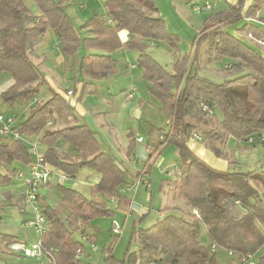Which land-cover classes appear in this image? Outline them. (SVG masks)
<instances>
[{"label":"trees","instance_id":"16d2710c","mask_svg":"<svg viewBox=\"0 0 264 264\" xmlns=\"http://www.w3.org/2000/svg\"><path fill=\"white\" fill-rule=\"evenodd\" d=\"M32 1L37 12L31 11L23 0H0V87H4L0 104L12 107L21 101L29 103L39 93L45 78L31 56L48 30L60 52L71 57L72 65L89 74L113 73L117 60L112 53L119 48L135 50L141 78L147 83L148 93L159 101L168 122L167 130L151 126L149 136L157 130L162 136L156 143L158 146L173 144L178 149L181 164L173 190L187 207L184 214L167 213L150 227L134 228L133 235L141 244L140 251L146 254L145 261L148 264H212L215 252L210 251L211 245L231 251L233 263L246 254H256L264 246L261 229L264 225V170L216 169L196 156L186 142L197 133L210 148L215 143H225L230 137L238 141L252 139L251 147L264 146L260 138V133H264V57L257 47L229 32L231 26L243 19L238 31L264 41V19L256 16L264 0L225 4L213 11L199 28L196 40L206 42L208 60L225 59L224 68L229 66L236 73L240 72L221 83L195 72L189 54L180 56L171 70L153 57L150 43L164 39L174 46V36L164 31L158 9L149 0H105L104 13L93 14L79 27L86 32L82 38L66 11L65 3L69 0ZM121 30L128 34L124 42L118 35ZM81 42L87 50L95 52L79 57ZM83 85L85 93H96L95 84L84 82ZM202 105L210 110H204ZM54 109L64 116L73 115L67 100L52 91L46 101L33 105L25 119L16 125L25 138L37 139L45 162L53 170L71 178L83 169L100 175L98 182L89 186L90 198L73 188L56 185L60 201L68 210L65 218L41 198L47 220L42 247L51 249L52 264H81L76 251L84 252L85 243L75 239L73 234L76 231L85 234L81 226L89 225L97 217L113 214L105 201L94 196L102 193L119 202L127 170L116 156L100 149L96 133L86 124L45 130ZM127 139L126 154L130 156L136 144L132 129ZM59 140L75 148L77 155L71 157L56 151L54 145ZM30 159L23 142L0 141V166L4 168L0 173V187L12 185L14 176L27 169ZM5 189L2 193L8 198L11 190ZM17 199L22 200V196ZM238 205L245 208L244 213H237ZM199 223L204 225L209 247L198 240ZM85 235L88 241L94 240L93 234ZM6 241L13 239L8 237ZM102 250L104 264H125L124 259L112 254L111 244L103 246ZM256 264H264V252L257 257Z\"/></svg>","mask_w":264,"mask_h":264},{"label":"rangeland","instance_id":"374dc122","mask_svg":"<svg viewBox=\"0 0 264 264\" xmlns=\"http://www.w3.org/2000/svg\"><path fill=\"white\" fill-rule=\"evenodd\" d=\"M149 1L158 9V15L163 20L164 31L168 35L174 36V40H172L174 46L169 45L164 39L157 43H150L151 54L159 63L165 66L168 70H171L173 64L179 60L180 56L189 54V62L193 63V70L213 82L221 83L226 79L233 78L240 74V72L236 73L230 68H224V64L227 63V60L225 59L221 61H209L206 42H198L196 40L199 28L210 16L212 13L211 11H213L215 7V10L217 9V3L219 0ZM23 2L31 11L37 12V8L32 0H23ZM215 3V7H211L209 10L203 12H195L192 9L194 5L201 7L206 4L214 5ZM99 7H101V5H99L98 0H75L73 6L70 4L66 5V10L72 18L75 28L79 32L81 38L85 36V31L81 30L79 27L92 15L94 9H97V13H100L101 8ZM259 17H264V5L259 11ZM231 29L232 26L229 28V32ZM237 35L244 41H248L253 47L259 48L264 57L263 47L255 44L253 39L242 32H237ZM154 44L157 45L154 46ZM37 48L36 53H38V59L36 58V54H33L31 59L39 66V69L45 77V82L39 87V93L34 99H31L30 102L26 104L22 101L17 102L12 107L4 103L0 104V111H8L9 114L16 116L17 121L24 120L33 105L41 104L51 96L48 84H51L59 91L65 92L66 89L69 88L71 90V88H73L74 80L76 79L75 77L81 80V76H84L79 71L75 72L73 70L71 58L60 52L56 45V40L50 30L46 31ZM87 52L88 51L81 42L78 49V56ZM124 54V56H120L119 53H115L120 65L122 64V61L125 63L130 62V65L136 62V51L130 50L124 52ZM43 56H45V59L42 62L41 57ZM85 77H87V75H85ZM91 80L99 83L101 89H103L102 86L105 87V91L102 92L104 94L103 100L106 99V102L104 103L108 104V100H110L111 103L108 104L106 108L103 107V109L110 107L111 111L108 117L101 116L97 119L94 118L91 113L93 111L92 109L97 107L95 104L98 101H95L96 97L86 96L80 104L81 110L84 114L81 116L79 115L80 112L78 113V111L75 110V115L79 117L78 123L87 124L94 129L100 142V149L116 156L121 166L127 169V173L125 175L126 183L121 188L124 198L119 204L116 200L111 199L102 193L96 195L97 199L107 203L113 214L111 216L97 217L90 223V225L81 228V231L94 234V245L96 246V250L91 249L89 244L85 243L86 252L79 256L83 264H104L105 254L102 253V247L111 244L112 254L118 259H124L125 264H148L145 261L146 254L140 251L141 244L138 238L133 235V230L134 228L138 230L139 228L145 229L150 227L161 218V214L164 216L167 213H175L177 215L186 213L187 207L184 204V201L179 199L173 190L176 169H179L181 164L180 156L178 150L173 145H165L162 147V151H157L152 155L154 144L149 143L150 125L167 130L168 124H166L165 116L160 110L159 101L147 92V83L141 78L138 66L131 70L127 69V72L122 76L111 77L107 75ZM131 85H134L137 88V92L134 93L132 98L127 99L126 94ZM124 88H126V90L122 91ZM72 94L73 97H75L74 93ZM113 98L115 99L112 100ZM49 120L51 125L46 126L47 131H51L52 129L64 125H74L78 121L68 116L62 117L57 112L51 113ZM58 121L61 122L58 124ZM129 128L134 129V131L138 132V135L143 138V141H139L140 143H138V146L136 147L135 159L128 158L126 154V143L128 144L126 133ZM151 136L155 139H162V136H159L157 131L153 132ZM234 143L235 141L231 139L225 146L223 143L218 142L210 148L206 145L204 140L189 139L188 141V145L191 147L192 151L213 167L228 169L230 171H246L253 167H261L264 170L263 145H257L253 153H241L238 148H233L234 146L232 147ZM61 144L73 148L68 143L59 140L55 143L54 148L60 154H65L61 152L63 149L59 148ZM240 144L245 143L240 142ZM247 158L251 165L258 166L245 168L246 166L242 164V162ZM227 160L237 161V164L235 165L231 163L228 167L227 163L225 165V161ZM3 172L4 168L0 166V173ZM13 181V184L10 186L0 187V218L6 220V222L0 221V230L10 232L14 231L11 222L12 212L14 210L17 211L19 208L2 202L5 201L2 192L7 190L5 188H14L13 190L14 192H17L16 195L18 198L20 195V190L17 185L19 183L18 178L14 176ZM77 182L78 180L76 179L67 178L63 180L62 185L66 187L69 186L70 188L71 185L77 187ZM147 182L149 183V186L146 185ZM56 183L57 179L52 175V189L48 193L50 195H48L47 192H45V194H47L52 201L51 205L56 212L62 218H65L68 210L60 202L59 196L56 195ZM79 192L86 193L85 187L80 188ZM86 194V197L90 198L89 188L88 193ZM19 206H21L20 203ZM128 208L132 211V213L130 212V216L125 214V212L128 211ZM236 210L238 214L245 212V208L240 205L236 206ZM27 211L29 212L30 210ZM27 214L29 215V213ZM7 218L9 220H7ZM112 223L119 227L118 232L113 231ZM198 225V240L209 247L210 243L204 225L202 223H199ZM18 229L23 233L25 231L28 232L30 234L29 238L35 240V242L37 241L38 233L33 229H27L24 227ZM261 229L264 231V225L261 226ZM80 236V231H76L73 234L75 239H80ZM30 244L31 243H28V246H30ZM263 252L264 246L254 254V259H257V257ZM211 255L212 254L209 255V258L212 257ZM9 256L11 262L16 260L15 255ZM214 256L215 263L212 264H233V256L228 255L225 250L217 249ZM10 261L3 262L9 263Z\"/></svg>","mask_w":264,"mask_h":264},{"label":"crops","instance_id":"0c3cea01","mask_svg":"<svg viewBox=\"0 0 264 264\" xmlns=\"http://www.w3.org/2000/svg\"><path fill=\"white\" fill-rule=\"evenodd\" d=\"M78 1V0H77ZM104 1L105 0H98V2H99V5H101V7H99V8H101V12L100 13H97L98 11H97V9H94L92 12V15L93 14H95V13H97V14H102V13H104V7H103V3H104ZM236 1L237 0H219L218 1V3H217V9L215 10V8H214V10L213 11H217V10H219L220 8H222L223 6H225V4H231V5H234L235 3H236ZM74 2H75V0H69L68 2H66L65 3V8H66V5L67 4H70L71 6H73L74 5ZM261 7L262 6H260L258 9H257V13H256V16H258L259 17V11H260V9H261ZM67 11V10H66ZM213 11H211V12H213ZM73 12H74V10H73ZM67 13H68V11H67ZM69 14V13H68ZM91 15V16H92ZM158 15V14H157ZM70 16V15H69ZM263 19H264V17H263ZM244 23V20L242 19V20H240L238 23H236L235 25H233L232 26V29H231V31H230V33L232 34V35H234L235 37H237V38H239V39H241L242 41H244L240 36H238L237 35V32H239L240 33V31H238V29L240 28V26L242 25ZM85 31V30H84ZM85 34H86V32H85ZM45 35V34H44ZM44 35L41 37V39L44 37ZM118 35H119V38H120V40L122 41V42H124V41H126L127 40V38H128V34H127V32L126 31H124V30H121V31H119V33H118ZM244 42H246L247 44H249L250 46H252L248 41H244ZM41 43V40H40V42H39V44ZM38 44V45H39ZM37 45V46H38ZM155 45H157V44H154V46ZM256 48V47H255ZM36 49H38L37 47H36ZM36 49H35V52H34V54H36L37 56H36V58L38 59V53H36L37 51H36ZM259 52H260V50H259V48H256ZM87 50V49H86ZM131 50H133V49H131ZM88 52H95V50H87ZM122 51H124V52H126V51H130V50H124V49H122V48H119V49H117V50H115L113 53H112V55H113V57L117 60V64H116V67H115V69H114V71H113V73H111V74H109L108 76H111V77H117V76H122L123 74H125L126 72H127V69L128 70H131V69H133V68H135L136 66H137V64H136V62L134 63V64H132V65H130V62H127V63H125V62H123L122 61V64L120 65V63H119V60H118V58H116V56H115V53H119V55L120 56H124L125 54H124V52H122ZM135 51V50H134ZM87 52V53H88ZM261 53V52H260ZM86 54V53H85ZM262 54V53H261ZM263 55V54H262ZM80 57V56H79ZM35 58V59H36ZM71 58V57H70ZM41 59H42V62L44 61V59H45V56H43V57H41ZM126 61H128V60H126ZM136 64V65H135ZM140 69V75H141V68H139ZM73 70L75 71V72H78L79 71V68L78 67H74L73 66ZM80 73H82L84 76H81L82 77V79L81 80H79L77 77H75L76 79L74 80V85H73V88H71V90L68 88V89H66V91L65 92H62V91H59V90H57V88H55L54 86H52L51 84H48L49 85V89H50V91H51V93H52V91L53 92H56V93H58V94H60L61 96H63V98L65 99V100H67V103H68V105L71 107V109H72V111H73V115H71V116H68V117H71L72 119H74V120H78L77 122H76V124H80V123H78L79 122V117L78 116H76L75 115V110H77L78 111V113H79V115H83L84 114V112L81 110V107H80V104H81V102L83 101V98L84 97H86V96H93V97H96L95 99V101H98L96 104H95V106H97V107H95L94 109H92L93 111H92V116L94 117V118H100L101 116H103V117H108V115L110 114V111H111V108L109 107V108H107V109H103V107H107L108 106V104H110L111 102H110V100H108L107 101V103L108 104H105L104 102H106V99L105 100H103V93L102 92H104L105 91V87L104 86H102L103 87V89H101V87H100V84L99 83H97L96 81H94V80H91V79H97V78H100V77H103V76H107V75H104V74H100V73H93V74H89V73H85V72H81V71H79ZM85 75H87V77H85ZM45 78V77H44ZM11 82V81H10ZM9 82V83H10ZM84 82H89V83H93V84H95V86H96V93H85V91H84V89H83V83ZM3 88L4 87H0V92L3 90ZM147 89V88H146ZM103 90V91H102ZM124 90H126V88H124L122 91H124ZM68 91H71L72 93H74V96L75 97H73V94L72 95H67V92ZM136 92H137V88H136ZM148 92V91H147ZM82 93V94H81ZM115 98H113L112 100H114ZM103 102V103H102ZM26 104V103H25ZM99 106H101V107H99ZM1 112H5V111H1ZM53 112H57L55 109L52 111V113ZM5 113H7V114H9V112L8 111H6ZM58 113V112H57ZM59 115H61L60 113H58ZM9 115H11V116H13V117H15L16 118V116H14L13 114H9ZM62 117H64V115H61ZM19 122H21V121H17V119H16V124H18ZM61 121H58V124L60 123ZM165 122H166V124H168L167 123V118L165 117ZM48 125H51V122H50V120L47 122V124H46V126H48ZM75 125V124H74ZM87 125V124H86ZM46 126H45V129L47 130V128H46ZM68 126H73V125H64V126H61V127H57L56 129H52L51 131H53V130H57V129H61V128H63V127H68ZM91 130H93L94 131V129H92L89 125H87ZM102 126V125H101ZM106 126V125H105ZM151 126H153V125H150V127ZM153 127H155V126H153ZM156 128V127H155ZM132 128H129L128 130H127V133L131 130ZM156 129H159V128H156ZM133 131H134V129H132ZM157 131V130H156ZM95 132V131H94ZM155 132V131H154ZM158 132V131H157ZM96 133V132H95ZM127 133H126V135H127ZM159 133V132H158ZM134 136H135V138L138 136V137H141V136H139L138 135V132H135L134 131ZM159 136H160V134H159ZM97 137V136H96ZM2 138H3V140H2ZM142 138V137H141ZM126 139H127V137H126ZM190 139H193V138H190ZM231 139H233L234 141H235V143L232 145V147L233 148H238L239 149V151L241 152V153H245V152H247V153H253V151L256 149L255 147L257 146H255V147H251V143H249V142H247V141H245L244 139H242V140H240V141H238V140H236V139H234V138H232V137H230V138H228L226 141H225V143H223L224 144V146L225 145H227V143L231 140ZM5 141V142H8V141H10L11 140V138H9V137H5V139H4V136H0V141ZM99 140V139H98ZM149 143L150 144H154V149H153V152H152V155H154L157 151H162L163 149H162V147H164L165 145H167V146H169V145H173V144H163V145H157L158 143V140L159 139H155V138H152V136H149ZM194 140V139H193ZM196 140V139H195ZM202 140V139H201ZM36 141H37V139H36ZM142 141H143V138H142ZM188 141L189 140H187V142H186V145H187V147L192 151V149H191V147L188 145ZM127 142H128V139H127ZM205 142V141H204ZM240 142H244L245 144H240ZM138 143H140L139 141H136V144H135V148H134V151H133V153L130 155V156H127L128 158H131V159H135L136 158V152H135V150H136V147L138 146ZM157 143V144H156ZM126 145L128 146V144L126 143ZM207 145V144H206ZM260 145V144H259ZM174 146V145H173ZM214 146V145H213ZM209 147V146H208ZM41 148V147H40ZM59 148H61V149H63L61 152L62 153H65V154H62V155H68V156H71V157H75L76 155H77V153H78V151L75 149V148H71L70 146H67V145H65V144H61L60 145V147ZM177 149V148H176ZM178 150V149H177ZM57 151V150H56ZM69 152V153H68ZM193 152V151H192ZM68 153V154H67ZM179 153V152H178ZM194 153V152H193ZM196 156H198L196 153H194ZM200 158V157H199ZM203 160V159H202ZM204 161V160H203ZM206 162V161H205ZM207 163V162H206ZM226 163H227V166L229 167L230 165L229 164H237V161H225V165H226ZM208 164V163H207ZM242 164H244L246 167L245 168H250V167H252V166H258V165H251V163L249 162V159L247 158V159H244V161L242 162ZM210 166H212V165H210ZM213 167V166H212ZM26 168H27V166H26ZM214 168H216V167H214ZM257 168H261V167H257ZM216 169H219V168H216ZM253 169H256V167H253L252 169H248V170H246V171H250V170H253ZM127 170V169H126ZM219 170H228V169H219ZM236 171V170H235ZM53 172H55V173H60L59 171H56V170H53ZM242 172V171H241ZM54 175V177L57 179V175L56 174H53ZM72 179H76V180H78V186L77 187H73V185H71V188H73V189H75V190H78V191H80V188H82V187H85V189H86V193H88V188H89V186L90 185H92V184H94V183H96V182H98V180L100 179V175L98 174V173H96V172H94V171H92V170H88V169H83V170H81L74 178H72ZM57 184H59L58 183V179H57V183H56V185ZM18 188H19V190H20V196H22V186H21V183L19 182L18 184ZM17 185H16V188H17ZM69 187V186H68ZM11 188V187H10ZM14 188H12V189H10L11 191H10V193L8 194V198H5L6 196H5V194L3 195V198L5 199V201H2V202H4V203H8V204H11V206H13V207H17V208H19L17 211H13L12 212V218H11V222H12V228L14 229V231H12V232H10V231H3V230H0V264H46V263H43V262H37V261H35L34 259H32V258H25V257H23V255L22 254H16V253H12V252H10L9 250H8V247H7V244H8V241H6L7 240V238L9 237V238H12L13 240H20V241H23V242H25L26 244H28V243H34L35 242V240H33V239H30L29 238V233L28 232H21L18 228H22V227H24V228H29V227H27V226H25L24 225V223L26 222V221H29V220H31L32 218H33V213H32V211L30 210V208L29 207H26L24 204H23V201L20 199V201L17 199V195H16V193L17 192H14V190H13ZM51 189H52V186H51ZM51 189L49 190V191H51ZM49 191H47V194L49 193ZM81 193V192H80ZM85 192H83L82 194L84 195V196H87V194H86ZM122 193V192H121ZM47 194H45V192H44V194H43V197H44V199L51 205L52 203V201L49 199V197L47 196ZM54 194V193H53ZM48 195H50V194H48ZM56 195L58 196V192H57V189H56ZM46 196H47V198H46ZM55 196V195H54ZM95 198H97L96 197V195L94 196ZM124 198V195L122 194V198L120 199V201L118 202L116 199H114V200H116L117 201V203L119 204L120 202H121V200ZM112 199V198H111ZM59 200H60V198H59ZM61 202V201H60ZM19 203L21 204V206H19ZM127 204H129V203H127ZM27 210H30L29 212L27 211ZM132 213V211L128 208V211L127 212H125V214L126 215H128V216H130L131 215V213ZM27 213H29V215L27 214ZM161 217L163 216V214H161L160 215ZM7 220H9L8 218H7ZM94 220V219H93ZM92 220V221H93ZM0 221L1 222H6V220L5 219H1L0 218ZM91 221V222H92ZM90 222V223H91ZM90 225V224H89ZM83 226H81L80 227V230H81V228H82ZM30 229V228H29ZM85 234H87L86 232H85ZM90 234H93V233H90ZM94 235V234H93ZM91 242H93L94 243V240L93 241H91ZM84 243H87V242H84ZM89 243V242H88ZM87 243V244H88ZM90 247V246H89ZM103 251V250H102ZM86 251H84V252H82V253H85ZM103 254H104V252H102ZM9 255H15L16 256V260H13L12 262L10 261V256ZM78 258L80 259V256H78ZM3 261H10L9 263H5V262H3ZM15 261V262H14ZM80 261H81V264H83V262H82V260L80 259Z\"/></svg>","mask_w":264,"mask_h":264},{"label":"built area","instance_id":"2783aa9c","mask_svg":"<svg viewBox=\"0 0 264 264\" xmlns=\"http://www.w3.org/2000/svg\"><path fill=\"white\" fill-rule=\"evenodd\" d=\"M215 6L216 3L214 5L206 4L201 7L198 5H194L192 9L195 12H203ZM254 41L255 44L260 45L264 48V41ZM225 68H229V66H225ZM135 92L136 87L134 85H131L126 94V98H132ZM71 94V91L67 92V95ZM202 108L206 111L210 110L209 107L205 105H202ZM0 125V135L4 137H9L12 140L21 141L26 144L28 153L31 157L27 169L25 171H19L17 173V178L19 179L22 186V201L26 206L30 208L33 213V218L29 221H26L24 225L38 233L37 241L30 244V246H28V244L23 241L13 240L7 244L8 250L12 253L22 254L25 258H32L37 262L52 264L53 257L51 255V249H44L42 247L41 239L42 235L46 230L47 220L43 212L41 198L43 197L44 192H47L51 189V177L53 174L57 175L59 184H62L64 179L71 177H68L62 173L53 172V169L45 162L38 142L36 140L27 139L18 132L16 120L13 116L6 113H2L0 111ZM192 138L196 140H201L200 135L197 133H194L192 135ZM260 138L261 140H264V133H260ZM136 140L142 141V138L137 136ZM247 142H252V139L247 140ZM177 172L178 169H176V173ZM146 185L149 186V183L147 182ZM194 213L197 214L196 211H194ZM112 229L114 232L119 231V227L114 223H112ZM80 239L83 242H89L88 244L90 248L96 250V246L94 245V243L88 241L85 234H82L80 236ZM216 250L217 248L215 245L210 246L211 252H215ZM227 253L228 255H232L231 251H228ZM81 254L82 251L78 249L76 251V255L79 256ZM233 264H256V259H254L253 254L249 253L245 256H242L241 258H237Z\"/></svg>","mask_w":264,"mask_h":264}]
</instances>
